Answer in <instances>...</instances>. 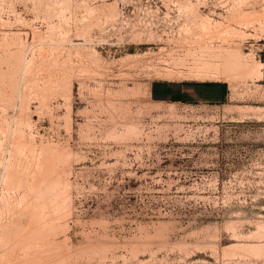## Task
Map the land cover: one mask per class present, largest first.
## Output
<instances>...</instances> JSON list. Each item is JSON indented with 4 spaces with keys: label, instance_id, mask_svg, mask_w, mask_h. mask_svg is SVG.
Listing matches in <instances>:
<instances>
[{
    "label": "rangeland",
    "instance_id": "obj_1",
    "mask_svg": "<svg viewBox=\"0 0 264 264\" xmlns=\"http://www.w3.org/2000/svg\"><path fill=\"white\" fill-rule=\"evenodd\" d=\"M0 264H264V0H0Z\"/></svg>",
    "mask_w": 264,
    "mask_h": 264
},
{
    "label": "trees",
    "instance_id": "obj_2",
    "mask_svg": "<svg viewBox=\"0 0 264 264\" xmlns=\"http://www.w3.org/2000/svg\"><path fill=\"white\" fill-rule=\"evenodd\" d=\"M194 92L196 96L206 101L222 100L228 89L226 83L201 82L195 83ZM153 96L156 99H172L175 101H190L194 95L182 89H176L175 85L165 82H155L152 87Z\"/></svg>",
    "mask_w": 264,
    "mask_h": 264
},
{
    "label": "bare ground",
    "instance_id": "obj_3",
    "mask_svg": "<svg viewBox=\"0 0 264 264\" xmlns=\"http://www.w3.org/2000/svg\"><path fill=\"white\" fill-rule=\"evenodd\" d=\"M227 52H232L231 56L234 57V58H237L236 60L234 59L235 61H233V62H234L235 64L238 63V57H236V56H238V55H237L238 52H237V53L234 52L235 54L233 53V51H230V50L227 51ZM235 55H236V56H235ZM227 56H228V55H227ZM240 56H241V55H240ZM232 57H230V55H229V58H232ZM232 59H233V58H232ZM231 64H232V62H231ZM232 65H233V64H232ZM176 67H177V66H176ZM250 68H251V67H250ZM178 69H179V68H178ZM178 69H177V70H178ZM199 69H200V68H199ZM202 69H203V68H201V70H202ZM174 70H175V69H174ZM254 70H255V69H254ZM167 71H169V72L166 73V75H165L166 77H175V76H176V74L173 73L172 71H170V70H167ZM175 72H176V71H175ZM254 72H255V71H254ZM158 74H159V73H158ZM164 74H165V73H164ZM246 74H247V73H246ZM248 74H249V73H248ZM161 75H162V74H161ZM161 78H162V77H161Z\"/></svg>",
    "mask_w": 264,
    "mask_h": 264
},
{
    "label": "crops",
    "instance_id": "obj_4",
    "mask_svg": "<svg viewBox=\"0 0 264 264\" xmlns=\"http://www.w3.org/2000/svg\"><path fill=\"white\" fill-rule=\"evenodd\" d=\"M189 93H190V91H188ZM190 94H192V93H190ZM193 95V94H192Z\"/></svg>",
    "mask_w": 264,
    "mask_h": 264
}]
</instances>
